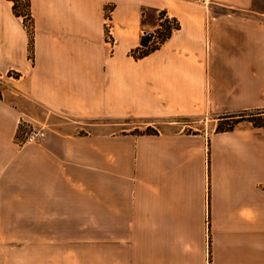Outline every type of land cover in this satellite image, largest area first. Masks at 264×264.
Segmentation results:
<instances>
[{"label": "crops", "instance_id": "1", "mask_svg": "<svg viewBox=\"0 0 264 264\" xmlns=\"http://www.w3.org/2000/svg\"><path fill=\"white\" fill-rule=\"evenodd\" d=\"M26 1L29 27L0 0V76L17 99L1 93L0 222L95 221V264H264V127L215 130L264 110V0ZM159 12L178 28L133 57ZM206 117L195 132L113 130ZM20 118L45 137L19 146Z\"/></svg>", "mask_w": 264, "mask_h": 264}, {"label": "rangeland", "instance_id": "2", "mask_svg": "<svg viewBox=\"0 0 264 264\" xmlns=\"http://www.w3.org/2000/svg\"><path fill=\"white\" fill-rule=\"evenodd\" d=\"M20 6L25 10V20H27V26L29 27L30 17L27 1H22L19 7ZM210 6L213 13H226L231 11L217 5ZM110 12L111 6L107 5L105 7V28L107 33L106 39L110 45H113L114 40L109 33ZM106 17H108V21H106ZM166 18L170 22V25H173V18ZM106 23H108V28L106 27ZM159 30L160 29L157 27L153 31L144 32L142 36L147 33H152V38L145 45L148 46V48L146 49L145 46L139 44L135 49L130 51V54L132 56H138L140 53L156 47L157 43L160 41ZM11 75L14 76L13 74ZM0 80V93H3L7 101H16L17 99L9 94L10 90L8 89L6 83V77L0 76ZM241 115L243 116L242 119L245 124L252 125V123L248 121L249 119H252L251 117L247 116L248 112H244ZM236 116L239 115L236 114ZM259 118H262L261 121L264 123V116ZM230 121L231 120L222 121L219 127H225ZM177 122L178 123L170 128L166 126L167 124H165V120L126 119L116 121V125L113 126V130L116 132L157 133L158 131H169L172 129L181 128L184 132H195L202 127L209 129L213 121L209 117H206L202 119H178ZM90 123H101V121L91 120L82 125L88 128ZM34 124L35 126H38L37 123L34 122ZM39 126L43 127L45 131L48 128L47 124L45 123H42ZM16 138L17 135H15V139ZM34 232H52L55 234L50 236L30 235ZM21 233L23 234L21 235ZM95 262V221L0 222V264H95Z\"/></svg>", "mask_w": 264, "mask_h": 264}, {"label": "trees", "instance_id": "3", "mask_svg": "<svg viewBox=\"0 0 264 264\" xmlns=\"http://www.w3.org/2000/svg\"><path fill=\"white\" fill-rule=\"evenodd\" d=\"M11 1L13 2V5H12L13 12L16 15H19L21 13V8L19 7V5H21V1L20 0H11ZM173 22H174L173 25H170V22L165 17V13L164 12H160L159 13V22H158V29H160L159 30L160 41L157 43L156 47L151 48V49H149V50H147L145 52H142L138 56H134L133 55V57L141 58V57L147 55L149 52L155 50L160 43L165 41L170 36L171 32L174 29L178 28V23H177V21L174 18H173ZM145 48L147 49L148 46H145ZM31 54H32V39L30 37V39H29V55L31 56ZM0 83H1V80H0ZM0 98H1V93H0ZM244 112L245 113L248 112L247 116L252 118V119L248 120L249 122L252 123V126H254V127H264V123L261 121L262 118H259V117L264 116V110H249V111H241V112H238V113L222 116L221 117L222 120L218 122L215 130L216 131H229V130H232L236 123H238L239 121H243V119H242L243 116L241 114H243ZM236 114L239 115V116H236ZM225 120H231V121L229 123H227L225 127L220 128L219 126H220L221 122L225 121ZM232 120H235V121H232ZM152 133H156V132H144V133H139V134H152Z\"/></svg>", "mask_w": 264, "mask_h": 264}, {"label": "built area", "instance_id": "4", "mask_svg": "<svg viewBox=\"0 0 264 264\" xmlns=\"http://www.w3.org/2000/svg\"><path fill=\"white\" fill-rule=\"evenodd\" d=\"M106 21H108V17H106ZM107 26L108 23H106V27ZM16 135V143L22 146L24 144L36 143L42 140L45 137V130L39 125L35 126L32 120L21 118L18 121Z\"/></svg>", "mask_w": 264, "mask_h": 264}, {"label": "water", "instance_id": "5", "mask_svg": "<svg viewBox=\"0 0 264 264\" xmlns=\"http://www.w3.org/2000/svg\"><path fill=\"white\" fill-rule=\"evenodd\" d=\"M151 38H152V33L144 34V36H142L139 44L142 46H145Z\"/></svg>", "mask_w": 264, "mask_h": 264}]
</instances>
